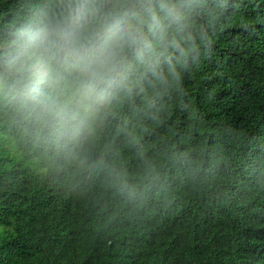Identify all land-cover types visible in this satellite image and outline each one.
<instances>
[{"label": "trees", "instance_id": "obj_1", "mask_svg": "<svg viewBox=\"0 0 264 264\" xmlns=\"http://www.w3.org/2000/svg\"><path fill=\"white\" fill-rule=\"evenodd\" d=\"M135 2L86 130L0 82V264H264V0ZM63 3L0 0V52Z\"/></svg>", "mask_w": 264, "mask_h": 264}, {"label": "clouds", "instance_id": "obj_2", "mask_svg": "<svg viewBox=\"0 0 264 264\" xmlns=\"http://www.w3.org/2000/svg\"><path fill=\"white\" fill-rule=\"evenodd\" d=\"M142 15L135 0H64L10 34L0 52V82L46 97L52 112L71 122L69 130L84 131L93 111L124 85L127 53L151 46Z\"/></svg>", "mask_w": 264, "mask_h": 264}, {"label": "rangeland", "instance_id": "obj_3", "mask_svg": "<svg viewBox=\"0 0 264 264\" xmlns=\"http://www.w3.org/2000/svg\"><path fill=\"white\" fill-rule=\"evenodd\" d=\"M3 231V229L0 227V232H2Z\"/></svg>", "mask_w": 264, "mask_h": 264}]
</instances>
